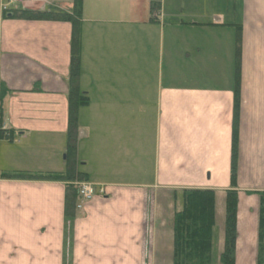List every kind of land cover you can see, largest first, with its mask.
<instances>
[{"label": "crops", "instance_id": "1", "mask_svg": "<svg viewBox=\"0 0 264 264\" xmlns=\"http://www.w3.org/2000/svg\"><path fill=\"white\" fill-rule=\"evenodd\" d=\"M152 4L84 0L77 170L106 193H77L69 216L67 181L1 174L66 170L72 24L9 12L71 13L73 0L0 7V264H174L165 200L181 209L184 189H210L226 213L238 62L235 264H258L260 197L248 191L264 192V0Z\"/></svg>", "mask_w": 264, "mask_h": 264}, {"label": "trees", "instance_id": "2", "mask_svg": "<svg viewBox=\"0 0 264 264\" xmlns=\"http://www.w3.org/2000/svg\"><path fill=\"white\" fill-rule=\"evenodd\" d=\"M84 0H73L71 13L42 11L33 9L12 10V17L26 18L30 20H57L68 21L72 24L71 40V64L69 79V128L67 137V167L62 173H23L4 172L2 178H21L35 180H52L72 182L76 179L83 180L86 174L77 170L76 160L78 140V114L80 108L89 104V100L80 90L81 78V22ZM153 10L159 8L160 0H153ZM160 10V9H159ZM3 17L8 13L3 12ZM240 30L237 35L236 57L240 58ZM236 90H235V120L233 134V151L231 166V188L226 194V229L225 246L221 253L222 264H235V251L237 241L238 222V110L240 107V73L239 62L236 66ZM0 102L4 100L10 91L1 83ZM0 112H3L0 105ZM2 133V132H0ZM77 191L74 185H67L65 212L71 214L73 204L76 201ZM259 210V260L258 264H264V192L260 193ZM216 195L210 189H184L183 206L177 210L174 217V264H211L213 250V231L215 220Z\"/></svg>", "mask_w": 264, "mask_h": 264}, {"label": "rangeland", "instance_id": "3", "mask_svg": "<svg viewBox=\"0 0 264 264\" xmlns=\"http://www.w3.org/2000/svg\"><path fill=\"white\" fill-rule=\"evenodd\" d=\"M12 1L15 3L16 0H12ZM6 5L12 6V4H10L9 2H7ZM81 37H82V35H81ZM145 44L146 45H152V44L154 45V41L152 39H150V41L147 40L145 42ZM109 112H110V108H109ZM98 137L99 136L95 137V141L97 143L99 142L98 141ZM96 148L97 149H101L98 146ZM109 149H110V146H109ZM63 156H64V154H63ZM89 182H91V181H89ZM248 192L252 193V194L257 193L258 196H260V192H255V191H250V190ZM215 195H216V193H215ZM180 197L183 199V195L180 196ZM224 199H225V197H224ZM169 201H170V197H169L168 200L164 201V203L161 206V208H162L163 213H164L163 221H164L165 226L167 225L168 228L169 229L171 228V230L173 231L174 230L175 213H176L177 210H179L181 205H179L178 202H173V200H172V203L174 205H171L169 203ZM239 205H240V201H239L238 207H239ZM215 212H216V214H215L216 226L214 228L213 235H212V238H213L214 241H213V250H212V261H211V264H222L221 253H222V248H223L222 243H223V239H224V232H225V229H226V224H225L226 223V213H225V204L224 203L222 204L221 199H219V194H217V196H216ZM253 221H254V219H253ZM248 226H251L250 219H248ZM237 232H238V229H237ZM166 233H168V231L165 230L163 232L164 237H167ZM66 257H67V255H66ZM66 263H67V261H66Z\"/></svg>", "mask_w": 264, "mask_h": 264}, {"label": "built area", "instance_id": "4", "mask_svg": "<svg viewBox=\"0 0 264 264\" xmlns=\"http://www.w3.org/2000/svg\"><path fill=\"white\" fill-rule=\"evenodd\" d=\"M93 191L90 184H82L81 192L85 198L90 199L93 196Z\"/></svg>", "mask_w": 264, "mask_h": 264}]
</instances>
